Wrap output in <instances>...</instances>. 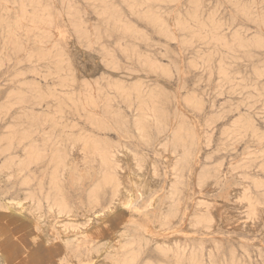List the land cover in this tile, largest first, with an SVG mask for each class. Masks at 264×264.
I'll use <instances>...</instances> for the list:
<instances>
[{"label": "rangeland", "instance_id": "obj_1", "mask_svg": "<svg viewBox=\"0 0 264 264\" xmlns=\"http://www.w3.org/2000/svg\"><path fill=\"white\" fill-rule=\"evenodd\" d=\"M43 1L46 40L40 44L31 33L24 36L26 50L21 61H16L12 55L7 69L5 65L0 66V165L11 157L17 162L21 160L30 144L35 153H42L44 157L42 162L31 163L28 170L8 176V181H0V190H7L0 193V200L26 196L28 190L36 192L35 197L42 199L49 235L46 240L42 227L15 216L3 208L1 200L0 264H99L100 261L120 264V248L99 254L91 252L98 241L108 245L122 230L136 237L142 234L150 242L147 249H151L153 261L164 264L176 263L173 258L161 259L164 257L157 253L153 239H165L169 243L174 240L177 246L187 243L184 256L202 250L198 254L200 259L204 256L202 264H211V260L216 264L231 261L264 264V204L260 206L261 219L254 232L223 225L221 218L206 232L202 228L193 231L186 227L188 214L199 199L225 200L229 187L235 185L234 180L243 173V168L235 172L233 168L242 163L246 153H254L250 172L264 182V154L257 158V151H264V136L258 142L250 132L240 137L233 135L236 130L231 124L238 117L235 107L242 94L238 90L215 94L221 83L218 70L221 60L230 72L237 71L234 82L241 76H249L255 67L264 71V0ZM196 6L197 22L191 18ZM150 11L161 14L167 21L171 38L145 20L143 15ZM176 20L191 29L199 23L218 27L217 32L226 40L240 37L246 45H235L234 50L215 46L207 38L198 39L192 37L189 30H179ZM150 60L160 65L159 68L151 67ZM64 79H68L66 83ZM120 81L127 85L140 83L145 91H158L160 108L163 116L167 115V121L178 124L183 116L186 121L182 122L194 133L196 155L183 178L181 208L165 232L156 229L162 222L159 215L164 209L171 210L177 201L176 196L166 197L163 193L167 175L158 187L137 189L121 211L119 205L106 219L85 218L84 211L94 195L99 198L101 207L109 204L111 184L103 185L101 163L91 147L85 148L78 140L106 145L111 154H115L113 160L118 158L115 149L120 145V118L107 115L104 106L108 102L118 116L120 110L128 118L136 113L120 102V93L115 87ZM260 83H264V75ZM228 89L226 85L225 90ZM39 92L46 95L34 104ZM249 100L255 101L250 110L259 128L257 132L264 133V97ZM131 103L136 106L135 99ZM195 104L201 109L195 108ZM244 108L239 105L241 113L245 112ZM168 133L163 134V139L167 140ZM129 134V138L124 139L129 147L168 174L154 145H147L136 137L134 129ZM5 148L8 150L3 151ZM80 148L83 152L78 151ZM54 154L59 156L60 163L53 160ZM200 168L209 175L220 170L219 185L211 190L196 188V173ZM26 174L31 177L28 185L23 183ZM113 174L120 179V171L114 170ZM38 183L42 184L41 193ZM94 188L99 191L93 195ZM250 191L263 199L264 183L257 190L251 187ZM47 196L74 208L73 216L82 225L79 232L68 236L56 228L58 218L47 216ZM199 243L201 249L195 245ZM213 245L217 249H213ZM147 251L142 258H149ZM208 252L214 256L210 257Z\"/></svg>", "mask_w": 264, "mask_h": 264}, {"label": "bare ground", "instance_id": "obj_2", "mask_svg": "<svg viewBox=\"0 0 264 264\" xmlns=\"http://www.w3.org/2000/svg\"><path fill=\"white\" fill-rule=\"evenodd\" d=\"M44 4L43 0H0V42L2 44L0 47V66L5 65V68L7 69L10 66L9 59L12 55H14L13 58H15L16 61H21L20 58L26 50L25 43L23 42L24 36H29L31 33L41 44V41L44 39ZM197 11L198 7L196 6L193 14L191 15V18L195 19L196 22L198 20ZM143 17L148 23L153 25L158 32L162 33V35L167 38H171L167 21L164 20L161 14L150 11L144 14ZM175 26L179 30H189L192 37H197L198 39L207 38L215 46H224L228 49L234 50L235 45L238 47L246 45L245 41L240 37H235L232 41L226 40L223 34L217 32L218 27L215 26L210 27L209 25L199 23L196 25L195 29H191L188 25H184L179 20H176ZM209 27L210 29H208ZM224 64L226 63L221 60L218 68L221 76V83L219 84L215 94L219 95L225 92L234 93L237 90L240 94H242L240 103L236 104L235 107V109L238 110V117L231 124L232 128L236 130V133H233V135H235V137H240L241 135H245L246 132H250L251 136L260 142L264 133L257 132L259 128L256 126L250 110L255 101H251L249 99L264 97V83H260L261 77L264 75V71L255 67L249 76H241L237 82H234V80L237 79V71L230 72L224 67ZM149 65L153 68H159L160 66L154 60H150ZM67 80L68 79H64L63 83H66ZM226 85L229 87L228 90H225ZM115 87L117 92L120 93V102L126 104L125 107H127V109H131V112L135 111L136 113L128 118V116L120 110V116H118L114 114L112 108L109 107L108 102H106L104 106V110H106L105 112L107 115L120 118V145L115 149L116 152L119 153V156L118 158H115V160L112 158L115 154H111L110 148L106 145H101L97 141L93 140H78V142L85 148L88 149L91 147L94 156L101 163V172H99L103 175V185L111 184V195L108 202L109 204L106 207H101L99 198L94 195L95 192L99 191V188H94L92 190L94 196L91 197L90 206L84 211L85 218L87 220H91L95 217H99L101 220L106 219V217H109L117 210L119 205L121 211L123 206L127 205L128 201L132 199L137 189L147 190L151 187H158L164 182V175H167L169 177H167L168 179L165 178L163 193H165L166 197L176 196L177 201L171 210L164 209L160 213L159 218L162 222H160L156 229L163 232L168 231L169 225L174 222L176 214L181 208L180 196L182 195L184 189L183 178L185 176V171L190 166V163L195 159L196 144L194 141V133L187 126V123L184 125L182 122L185 120L183 119V116L180 121H178V124L171 121L169 123L167 121V115L163 116L164 113L160 108V94L158 91H145L144 87L140 83L127 85L122 81H120V84H116ZM44 95L46 94L40 95L39 92L34 100V104L42 101ZM133 99L136 100V106H132L131 102ZM19 100L22 102L21 99ZM90 102L92 103V101ZM239 105H243L245 107L244 113H241V110H239ZM194 106L197 109L200 108V105L198 106V104H195ZM220 113L218 115H220ZM94 121L96 122V120ZM132 129H134L136 137L140 138L145 144L154 145L155 150L161 156L162 161L168 170V174H166L167 172H162L155 162L146 160L142 155L129 147L128 142L124 139L129 138V133ZM168 131L169 136L167 140H165L163 139V134ZM210 137L211 136L209 135L208 140H210ZM230 139L233 140V136ZM208 142L210 143V141ZM32 147L33 146L30 144L29 148L26 149L23 158L18 162L14 161L11 157L0 165V181H4L6 179L8 181V176L15 173H21L26 171V169L28 170L31 163L42 162L44 157L43 154L35 153ZM5 150H8V148H5L3 151ZM78 151L83 152L81 148L78 149ZM257 152L259 154L257 158L264 154V151ZM253 154V152H250L249 154L246 153L242 158V163L233 168L234 172L237 168H243V173L239 175L240 179L237 178V180H234L235 185L229 187L225 200H221L219 202H208L199 201L201 200L199 199L198 202L195 203L196 207L194 210L188 214L189 221L187 222L186 227L193 231L196 228H202L203 231L206 232L213 228L217 224L219 218H221L223 219V225H234L249 232L257 230L261 219L260 206L264 204V198H257L250 190L251 187L257 190L262 187V183L264 182H261L258 179L256 173L250 172L252 164V160L250 159H252L251 156ZM53 160H56L57 163L61 162L59 156L55 154L53 155ZM10 168L15 169L10 170ZM111 168H113L112 171L110 170ZM114 170L120 171V179L115 177L113 174ZM230 172L231 170L229 169L227 173L229 174ZM221 176L222 172L220 170L215 171L214 175H209L208 172L203 170V168H200L196 173V188H208L211 190L219 185ZM30 178L31 177L26 174L23 183L26 185L30 184ZM52 179L55 180V176ZM37 189L38 192L41 193V183H38ZM0 191L2 194L7 190ZM28 191L30 192V190ZM29 192L28 195L17 199H1L3 201L2 206L3 208L10 210L15 216L31 221L36 227H42V235H44L46 240H48L49 234L47 233V228L49 224L44 220L46 215L43 210L42 199L35 197L37 196L35 195L36 192ZM260 194L263 195V192L260 191ZM46 198L48 203L47 216L49 218H58V226H55L56 228L58 227L61 229V231L59 230L61 233H65L63 235H67L68 233L69 236V233H77L82 229V225L77 223L74 218L75 215L73 216L75 210L71 205L63 203L60 200L55 201L48 196ZM63 218H66L67 220L65 221ZM85 231L87 230L85 229ZM135 237L136 236L131 235L128 231L122 230L120 231L119 236L116 238L114 237V240L109 241L108 245H106L107 243L105 244L102 243V241H98V244L95 245L91 254H99L108 249L120 248L121 258L119 260L120 262H118L120 264H164V262L161 261H153L150 253L151 249H147V244L150 243L148 239L143 237L142 234H139L136 237L138 238L137 242ZM153 240V246L157 250V253H159L161 257H164L161 259L173 258L176 264H202L201 259L204 258V256L200 255V257L202 256L200 259L198 255L202 250H190L191 252L193 251L192 255L189 251V255L184 256L185 253L183 252H186L184 248L188 246L187 243L182 246H177V241L174 240H171V243L165 239ZM100 243L103 245L99 246ZM195 245L198 247H196L197 249L202 247L200 243ZM208 247L210 250L212 247L213 249H217L214 245L212 247ZM145 251L149 252L147 255L149 257L148 259H145V257L142 258ZM114 254L113 258L116 259L118 254L117 252ZM212 255L214 256V253H209L210 257H212ZM1 260L2 256L0 254V262ZM209 260H211V258ZM99 264L104 263L100 261ZM108 264L114 263L111 262ZM211 264H216V262L211 260ZM229 264L236 263L231 261Z\"/></svg>", "mask_w": 264, "mask_h": 264}]
</instances>
